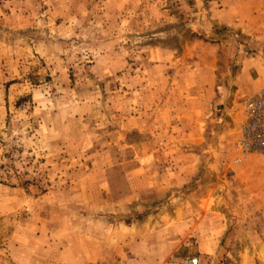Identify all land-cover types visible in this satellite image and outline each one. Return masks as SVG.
I'll list each match as a JSON object with an SVG mask.
<instances>
[{
	"label": "rangeland",
	"instance_id": "374dc122",
	"mask_svg": "<svg viewBox=\"0 0 264 264\" xmlns=\"http://www.w3.org/2000/svg\"><path fill=\"white\" fill-rule=\"evenodd\" d=\"M264 0H0V264H264Z\"/></svg>",
	"mask_w": 264,
	"mask_h": 264
},
{
	"label": "built area",
	"instance_id": "2783aa9c",
	"mask_svg": "<svg viewBox=\"0 0 264 264\" xmlns=\"http://www.w3.org/2000/svg\"><path fill=\"white\" fill-rule=\"evenodd\" d=\"M235 148L240 156L264 152V88L244 104ZM188 264H197V259H189Z\"/></svg>",
	"mask_w": 264,
	"mask_h": 264
}]
</instances>
